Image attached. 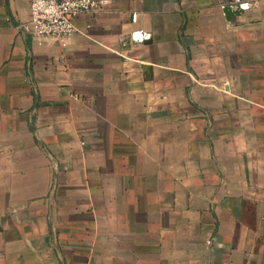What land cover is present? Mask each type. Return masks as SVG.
I'll return each instance as SVG.
<instances>
[{
    "label": "crops",
    "instance_id": "crops-1",
    "mask_svg": "<svg viewBox=\"0 0 264 264\" xmlns=\"http://www.w3.org/2000/svg\"><path fill=\"white\" fill-rule=\"evenodd\" d=\"M233 1L105 0L62 49L0 0V264H264V0Z\"/></svg>",
    "mask_w": 264,
    "mask_h": 264
},
{
    "label": "built area",
    "instance_id": "built-area-1",
    "mask_svg": "<svg viewBox=\"0 0 264 264\" xmlns=\"http://www.w3.org/2000/svg\"><path fill=\"white\" fill-rule=\"evenodd\" d=\"M104 3L105 0H29L28 19L21 29L39 44L53 41L66 49L76 32L75 19L81 14L101 10ZM244 4L248 7H242ZM231 6L241 11L250 8V4L242 0H234ZM129 37L133 42L142 43L150 34L134 30Z\"/></svg>",
    "mask_w": 264,
    "mask_h": 264
},
{
    "label": "water",
    "instance_id": "water-1",
    "mask_svg": "<svg viewBox=\"0 0 264 264\" xmlns=\"http://www.w3.org/2000/svg\"><path fill=\"white\" fill-rule=\"evenodd\" d=\"M223 13L224 16L227 20L232 19L235 15H238L239 13H241V10H238L236 8H232L231 6H226L223 8Z\"/></svg>",
    "mask_w": 264,
    "mask_h": 264
},
{
    "label": "clouds",
    "instance_id": "clouds-1",
    "mask_svg": "<svg viewBox=\"0 0 264 264\" xmlns=\"http://www.w3.org/2000/svg\"><path fill=\"white\" fill-rule=\"evenodd\" d=\"M242 7H244V8H247V7H248V5H247V4H244V5H242Z\"/></svg>",
    "mask_w": 264,
    "mask_h": 264
},
{
    "label": "rangeland",
    "instance_id": "rangeland-1",
    "mask_svg": "<svg viewBox=\"0 0 264 264\" xmlns=\"http://www.w3.org/2000/svg\"><path fill=\"white\" fill-rule=\"evenodd\" d=\"M220 87H221V85H219ZM259 86H262V85H259ZM221 89H222V87H221ZM261 101H262V99H261ZM210 102H211V100H210Z\"/></svg>",
    "mask_w": 264,
    "mask_h": 264
}]
</instances>
